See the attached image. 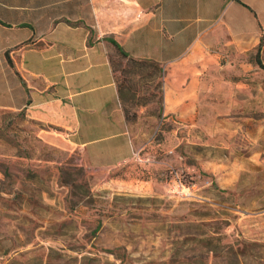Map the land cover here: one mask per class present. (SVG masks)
<instances>
[{
  "label": "rangeland",
  "instance_id": "obj_1",
  "mask_svg": "<svg viewBox=\"0 0 264 264\" xmlns=\"http://www.w3.org/2000/svg\"><path fill=\"white\" fill-rule=\"evenodd\" d=\"M247 60L168 111L162 66L113 55L132 153L112 167L0 110V264H264V50Z\"/></svg>",
  "mask_w": 264,
  "mask_h": 264
},
{
  "label": "crops",
  "instance_id": "obj_2",
  "mask_svg": "<svg viewBox=\"0 0 264 264\" xmlns=\"http://www.w3.org/2000/svg\"><path fill=\"white\" fill-rule=\"evenodd\" d=\"M111 40L162 66L165 108L180 110L220 59L248 70L264 50V0H0V110L36 114L42 139H73L98 167L127 161Z\"/></svg>",
  "mask_w": 264,
  "mask_h": 264
},
{
  "label": "trees",
  "instance_id": "obj_3",
  "mask_svg": "<svg viewBox=\"0 0 264 264\" xmlns=\"http://www.w3.org/2000/svg\"><path fill=\"white\" fill-rule=\"evenodd\" d=\"M111 44L113 45L114 49H115V54H118L119 57L123 58V59H126L127 61H130V62H134V63H138V64H147L149 66H152L154 68H158L157 67V64L152 62V61H149V60H138V59H133L131 57H129L124 51H122V49L114 42L111 40ZM258 64H260L258 62ZM113 72V70H112ZM114 75V73H113ZM115 80V78H114ZM116 83V82H115ZM116 89H117V93H118V97L120 99V93H119V87L116 85Z\"/></svg>",
  "mask_w": 264,
  "mask_h": 264
}]
</instances>
